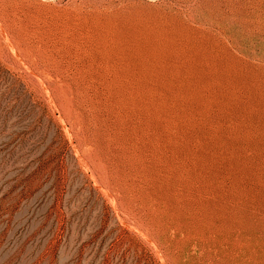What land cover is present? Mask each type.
I'll list each match as a JSON object with an SVG mask.
<instances>
[{
	"label": "rangeland",
	"instance_id": "rangeland-1",
	"mask_svg": "<svg viewBox=\"0 0 264 264\" xmlns=\"http://www.w3.org/2000/svg\"><path fill=\"white\" fill-rule=\"evenodd\" d=\"M0 264H264V0H0Z\"/></svg>",
	"mask_w": 264,
	"mask_h": 264
}]
</instances>
